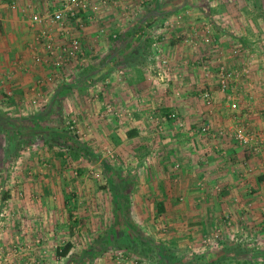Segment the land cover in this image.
<instances>
[{"label": "crops", "instance_id": "obj_1", "mask_svg": "<svg viewBox=\"0 0 264 264\" xmlns=\"http://www.w3.org/2000/svg\"><path fill=\"white\" fill-rule=\"evenodd\" d=\"M114 3L72 22L90 55L80 59L84 67L62 71L65 86L47 81L56 69L37 39L43 26L32 20L57 0H0V144L7 147L0 157L16 159L19 170L9 177L28 198L18 200L11 190L0 195V209L9 205L17 214L0 218V264H119V249L126 264H264V145L252 152L233 138L243 124L264 141V0ZM209 21L213 41L205 43ZM154 32L171 64L166 81L152 68L158 61L144 55ZM237 46L240 54L228 57ZM219 56L240 73L249 69L231 89L237 109L219 87ZM109 106L116 114L101 118ZM59 112L77 119L87 144L103 139L139 167L134 184L126 182L134 186L129 196L122 185L113 200L88 180L79 184L82 201L67 205L60 169L41 165L44 155L36 151L13 152L31 133L59 128ZM205 124L210 132L201 130ZM68 209H76L77 220ZM67 243L68 254L59 255ZM16 245L18 256L5 258Z\"/></svg>", "mask_w": 264, "mask_h": 264}, {"label": "rangeland", "instance_id": "obj_2", "mask_svg": "<svg viewBox=\"0 0 264 264\" xmlns=\"http://www.w3.org/2000/svg\"><path fill=\"white\" fill-rule=\"evenodd\" d=\"M113 3L114 2H112V4ZM141 4L143 5L144 2H142ZM99 8L101 7H98L96 9L91 7L93 11L95 10L97 11L99 10ZM213 23L214 22L209 21L207 22L206 26L203 28L205 29V31H203L204 33L202 40L205 43H208L205 41L207 37L210 39L209 43L213 41L212 37L209 36V34L211 35V32L209 33V29L212 28ZM224 23L228 25V21L225 20ZM197 37H199L198 34L196 38ZM189 39H190L189 40L190 43H192L191 39L193 40V42L196 41L195 38H189ZM159 43H161L160 40ZM162 54H163V50H162ZM89 55H90L89 53L86 54L85 60H87V57H89ZM80 59L81 58L76 59L79 60L78 63H76V60L74 59L72 60L71 63L64 65L62 68L60 67L56 68L55 66H53L54 69L57 70L56 72H58L59 77L57 78L61 80L59 81V83L63 81L64 82L63 84H65L66 86V84L70 82L69 80H66L68 79L67 76L63 77L62 71H64V69H68V71L70 69L72 70L74 67H76V64L79 63H81L82 66L83 61H80ZM68 77L70 78L69 75ZM90 83L95 85L93 81H91ZM108 104L109 103H107L106 105ZM109 105L111 106V104ZM98 114L101 118H104L102 117L103 114L105 117L108 116L113 117L114 114L116 113L108 110L102 113V109H101ZM58 116L62 121L59 122L60 123L59 128L56 129L48 128L49 126L48 125L46 128H44L42 132H37L34 135H32L31 133V135H28L31 138V140H29V143L25 144L24 146L21 144L19 145L18 143H14L16 145H14L13 147V152L18 153L17 155L19 154L22 155L23 152H26L28 150L31 152L36 151L37 154L39 155L41 154L42 156L43 155L45 156V157L44 156L41 157L40 159L41 161L40 164L42 163L41 165L50 168V170H53L55 168L54 170L57 171L60 169L61 170L60 178L62 180L61 185L63 187L62 189L63 193L61 198L65 201L67 205H72L73 202L77 203L79 201H82V197L84 194L79 189L80 188L79 184L80 182L85 183L88 180L89 182L93 181L99 187H105L106 189H108V193L110 196L113 197V200H115L114 195L118 197L119 187L121 186L122 188V185L126 186L125 191L127 190L128 192L127 195L129 196L130 195L129 191H132L134 189V186H132L134 183L132 182L133 179H131V176L136 174V172L139 170V167L138 166L135 167L134 165L135 163L132 165L129 164L128 166L127 163L119 159L120 157L118 156V152L116 150L117 147L113 146L112 144L111 145L107 144L106 141L103 139L99 140L98 143H96L95 145L87 144L85 142V139L82 137L83 133H81L80 129L76 126L77 119L73 115L71 116L70 113L67 112L65 114L60 113L58 114ZM17 144L19 146H17ZM0 146L2 145L0 144ZM4 146L1 147V149L2 148L4 149V150L3 149L0 150L1 154L3 151H7L6 150L7 147ZM45 153H48L50 156L46 157ZM8 163L10 164V166H7ZM26 164L29 165L27 161ZM10 169H13L11 170V172H15L16 169L19 170L16 159H12L10 157L8 160H6V158L0 157V182H2L0 186V195L4 197L5 193L11 190L13 197H15L16 199L18 200H24L25 198L28 199L26 197L27 195L25 190L20 188V184L16 183L17 181H15V179L13 180L11 177H9ZM41 180H43V178ZM126 182H130L132 183V185L130 184L131 185L130 186ZM2 186H5L7 189ZM37 194L38 193L36 192L35 196H37ZM44 195L48 196L46 197V200L51 201V199L49 198L50 197L49 193H45ZM55 196L56 195L53 196L54 200H56ZM4 205L5 204H3L2 206ZM75 210L76 209L74 210L68 209V212L70 214L68 215L67 212V215L68 217H70L71 220H73L72 217H75L76 219L74 220H77V215L73 214V211ZM35 213L41 214V211H39L38 209V211H36ZM9 215H14V216L17 215L15 214V211H13L11 206L8 205L4 209L3 208L0 209V218L3 217L5 219L8 218ZM76 227L78 233L81 234V236H83V231H84L83 224L82 226H79L77 224ZM18 248L19 250H21L20 246H18ZM13 250L14 249L10 250L12 252L11 254H5V258L11 259L15 256H18L19 252ZM111 250H113V248ZM113 257L115 256L113 255ZM34 263L40 264V262L37 263L34 262Z\"/></svg>", "mask_w": 264, "mask_h": 264}, {"label": "built area", "instance_id": "obj_3", "mask_svg": "<svg viewBox=\"0 0 264 264\" xmlns=\"http://www.w3.org/2000/svg\"><path fill=\"white\" fill-rule=\"evenodd\" d=\"M109 1L117 2L118 0H57V5L49 7L43 13L34 14L32 17L33 22L39 23L43 26V29L38 33L37 39L44 45L46 53L48 55V62H50L56 68H62L64 65H67L81 58L85 61L86 54L88 53L87 47L84 45L82 39L77 35L75 36L72 32V22L78 21L81 22L84 19V16L87 14L89 9L101 7V5H106ZM12 4H16V0H12ZM90 18H94L92 14H89ZM58 36V38L56 37ZM160 32H154L151 46V55L158 62L156 65H153L152 68H157V75L161 81H166L171 75V64L167 56L162 54V49L160 47ZM114 38L117 37L115 33ZM191 41H193L191 39ZM206 42H210V39L207 37ZM264 51V42L261 46ZM242 50L241 46H237L231 49L228 57L239 55ZM218 54H224V50L220 51L218 49ZM216 63L215 72L217 79L219 81L220 89L228 94L230 99L231 107L233 109L238 108V102L231 92L234 83L238 78L243 74L249 73V69L244 68L243 72L237 68H231L227 64V60H223L221 56L218 58ZM222 59V60H221ZM57 71V70H56ZM59 77L58 72L50 74L47 78L48 82H54V80ZM204 97L207 99V102H211L212 95L210 92H205ZM112 107V106H111ZM110 106L107 108L108 111H113V108ZM170 118H175L178 121V125L184 127V122L181 119L177 118V115L174 113L169 115ZM204 132H210L211 127L209 124H205L202 129ZM225 132L221 131L218 134H224ZM233 138L238 141L241 145L246 146L252 152L260 151L263 148L264 141L260 134L249 132L245 125H238L234 132ZM206 243L215 244L212 238H206ZM17 247V249H16ZM13 251H18L19 248L16 245ZM10 250L6 251V254H11ZM116 261L119 264H126L127 256L122 250H118L115 253ZM138 263V260L134 261Z\"/></svg>", "mask_w": 264, "mask_h": 264}, {"label": "trees", "instance_id": "obj_4", "mask_svg": "<svg viewBox=\"0 0 264 264\" xmlns=\"http://www.w3.org/2000/svg\"><path fill=\"white\" fill-rule=\"evenodd\" d=\"M117 36H118V34H117ZM147 40L148 39H146V42H147ZM151 53H152V51H151V46H150V48L144 53L145 58H147V57L149 58ZM71 245H72L71 243H67L66 246L62 248V250L58 251V254L61 256L67 255L70 248H71Z\"/></svg>", "mask_w": 264, "mask_h": 264}]
</instances>
